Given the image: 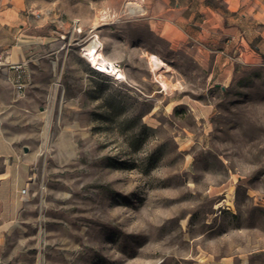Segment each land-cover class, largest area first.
Masks as SVG:
<instances>
[{
  "label": "rangeland",
  "instance_id": "1",
  "mask_svg": "<svg viewBox=\"0 0 264 264\" xmlns=\"http://www.w3.org/2000/svg\"><path fill=\"white\" fill-rule=\"evenodd\" d=\"M177 1L27 0L0 90L26 264H264V0Z\"/></svg>",
  "mask_w": 264,
  "mask_h": 264
},
{
  "label": "crops",
  "instance_id": "2",
  "mask_svg": "<svg viewBox=\"0 0 264 264\" xmlns=\"http://www.w3.org/2000/svg\"><path fill=\"white\" fill-rule=\"evenodd\" d=\"M169 3L174 6L173 10L183 11L177 0H169ZM30 18L27 0H0V58L6 57L11 63L22 62L19 49L26 45L23 37ZM192 19L182 20L191 22ZM194 22L199 23L200 20ZM191 26L189 23L192 34L187 36L200 41L206 30L195 29L200 27L197 24L191 23ZM7 77L15 79L16 73L6 69L0 71V90L7 85ZM23 79L24 75L22 82ZM2 105L0 98V116ZM28 163V159L18 154L17 142L0 125V264H26L27 261L24 253L18 251L23 244L21 230L26 208L18 203L17 191L18 186L27 185L31 179Z\"/></svg>",
  "mask_w": 264,
  "mask_h": 264
},
{
  "label": "built area",
  "instance_id": "3",
  "mask_svg": "<svg viewBox=\"0 0 264 264\" xmlns=\"http://www.w3.org/2000/svg\"><path fill=\"white\" fill-rule=\"evenodd\" d=\"M89 63L93 71H95L96 73L105 75L116 82L124 81V76H120L121 73L123 74L122 66H120L118 63L113 62L111 65H106L105 70H103L102 67L99 65H95L92 62ZM25 67V62L11 63L6 57L0 58V71L6 69L7 71H12L16 73V77L13 81V86L15 90L20 94L23 93L26 88V85L22 82V71ZM23 192H25V190H23Z\"/></svg>",
  "mask_w": 264,
  "mask_h": 264
},
{
  "label": "bare ground",
  "instance_id": "4",
  "mask_svg": "<svg viewBox=\"0 0 264 264\" xmlns=\"http://www.w3.org/2000/svg\"><path fill=\"white\" fill-rule=\"evenodd\" d=\"M133 12H134V10H132V13ZM97 47H98V43H97V41L94 40V41L90 42L85 48H83V51H85V55H86L87 60L89 62H92L95 65H99L102 67L103 70H105V66L111 65L113 62L110 60H107L102 55V52H100L99 49H97ZM152 65L156 69H158V68L160 69L161 67H164V64L162 62L155 60V59L153 60ZM120 76L123 77L124 75L121 73Z\"/></svg>",
  "mask_w": 264,
  "mask_h": 264
}]
</instances>
